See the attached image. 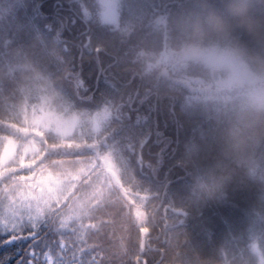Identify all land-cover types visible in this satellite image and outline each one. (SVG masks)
<instances>
[{"label": "trees", "instance_id": "obj_1", "mask_svg": "<svg viewBox=\"0 0 264 264\" xmlns=\"http://www.w3.org/2000/svg\"><path fill=\"white\" fill-rule=\"evenodd\" d=\"M39 2L0 0V157L7 139L26 137L34 105L87 120L66 138L38 136L27 166L4 168L0 264H46L50 253L56 264H261L264 102L225 84L229 72L178 54L214 13L227 26L214 38L264 78V0H120L117 25L103 20L101 0H46L58 6L51 21L35 13ZM60 157H95L97 173L110 158V187L84 193L87 211L74 219L78 183L2 228L7 200L26 186L42 193L48 169H38Z\"/></svg>", "mask_w": 264, "mask_h": 264}, {"label": "rangeland", "instance_id": "obj_2", "mask_svg": "<svg viewBox=\"0 0 264 264\" xmlns=\"http://www.w3.org/2000/svg\"><path fill=\"white\" fill-rule=\"evenodd\" d=\"M119 0H103V3L105 4V18L103 19L110 23H115L116 16H117V4ZM114 20V21H108V20ZM167 58V53L164 52L162 54V59ZM259 79V80H258ZM230 80H232L230 82ZM261 80V81H260ZM263 78L256 76L252 71L245 70L244 68L237 69L236 71L229 72L228 78L225 84L227 85H238V86H244L248 85L252 88H255V91L259 93L260 96H256L255 100H258L260 102H264V81L262 82ZM229 81V82H228ZM261 98L263 100H261ZM78 115H66L61 117H56L53 115H42L38 114L36 117L31 118L34 120L37 124L42 125L46 129H50L52 125H54L56 128V131L63 133L62 137L66 138L67 136L71 135L78 127L77 119ZM35 150V149H34ZM32 150L31 142H26L23 145L16 148L15 145H9L6 153L3 157L0 159V169L3 166V164H9L13 159L21 160L22 157H25L27 155L31 156V153L34 152ZM105 163L108 164L110 167V158H104ZM21 162V161H18ZM104 163V164H105ZM98 166V165H97ZM94 168V163L88 162L86 160H83L82 162H77L74 166L69 165L67 163H64L60 161L59 166H52L53 172L56 174L51 176L53 179H51V187H49V193L48 196L49 199H55L57 196H64L67 192H69L72 189V186L74 185L73 179L75 177H81V175L87 173L91 169ZM4 170V167H2V171L0 172V176L2 175ZM46 174H43L40 176L41 179L45 178ZM106 188L108 186H105ZM99 189V185L97 183V179L94 178L91 185L88 186L83 193L91 196L94 194V190L97 191ZM29 198V192L26 191L19 195L18 201L15 205L12 206V208L9 210V215L7 216L6 221L14 222L18 221L19 217L21 216V205H22V199L26 200ZM35 200L38 202L39 206L37 207L35 213H37L40 209V207L45 206L48 207L49 202L44 199H38L37 197ZM30 211V206L28 207V210ZM24 211V212H25ZM29 217V215H27ZM263 262V258L261 259ZM48 263L54 264V259L52 257H48Z\"/></svg>", "mask_w": 264, "mask_h": 264}, {"label": "clouds", "instance_id": "obj_3", "mask_svg": "<svg viewBox=\"0 0 264 264\" xmlns=\"http://www.w3.org/2000/svg\"><path fill=\"white\" fill-rule=\"evenodd\" d=\"M242 11L237 8V12ZM249 27L251 30V26ZM197 31L202 33V37L183 47L178 54L181 62L197 63L210 71L226 72H233L247 66L238 46L214 38L222 36L227 31V26L220 16L214 13L209 14L204 24H197Z\"/></svg>", "mask_w": 264, "mask_h": 264}, {"label": "snow or ice", "instance_id": "obj_4", "mask_svg": "<svg viewBox=\"0 0 264 264\" xmlns=\"http://www.w3.org/2000/svg\"><path fill=\"white\" fill-rule=\"evenodd\" d=\"M57 7L58 6L54 2L48 4L46 7V0H44V2H39L34 5L35 13L37 15L44 14L45 21H51L55 19Z\"/></svg>", "mask_w": 264, "mask_h": 264}, {"label": "bare ground", "instance_id": "obj_5", "mask_svg": "<svg viewBox=\"0 0 264 264\" xmlns=\"http://www.w3.org/2000/svg\"><path fill=\"white\" fill-rule=\"evenodd\" d=\"M191 179L194 180L193 176L191 177ZM192 186V183L190 184V186L188 187L184 182L182 183V185H177V188L180 190V191H185V192H192L193 191V188H191ZM203 217V216H202Z\"/></svg>", "mask_w": 264, "mask_h": 264}]
</instances>
